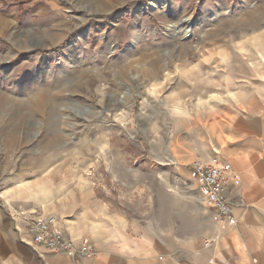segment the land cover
Wrapping results in <instances>:
<instances>
[{
  "label": "rangeland",
  "instance_id": "rangeland-1",
  "mask_svg": "<svg viewBox=\"0 0 264 264\" xmlns=\"http://www.w3.org/2000/svg\"><path fill=\"white\" fill-rule=\"evenodd\" d=\"M253 138L264 0H0V264L23 212L190 235L191 164Z\"/></svg>",
  "mask_w": 264,
  "mask_h": 264
},
{
  "label": "crops",
  "instance_id": "crops-1",
  "mask_svg": "<svg viewBox=\"0 0 264 264\" xmlns=\"http://www.w3.org/2000/svg\"><path fill=\"white\" fill-rule=\"evenodd\" d=\"M253 139L250 151L243 144V151L226 161L234 178L240 177L232 181L231 190L235 226L215 223L206 206L208 219L190 235L181 227L144 232L134 229L121 214L103 212L98 218L71 220L68 230L62 226L76 244L89 238L96 256L74 259L41 248L45 258L40 259L21 243L16 247L23 254L18 264H264V143ZM210 239L216 242L207 247Z\"/></svg>",
  "mask_w": 264,
  "mask_h": 264
},
{
  "label": "built area",
  "instance_id": "built-area-1",
  "mask_svg": "<svg viewBox=\"0 0 264 264\" xmlns=\"http://www.w3.org/2000/svg\"><path fill=\"white\" fill-rule=\"evenodd\" d=\"M192 180L198 186L202 203L211 210L213 221L217 224L226 223L235 226V202L232 198L233 180L239 176L233 174L230 163L214 157L208 161L195 160L191 164ZM18 237L22 244L34 250L40 259L45 255L40 251L46 249L49 254H66L74 259L94 257L97 250L89 238H83L76 244L60 225L55 215H43L35 212H23L17 220ZM216 242L210 239L205 242L207 247Z\"/></svg>",
  "mask_w": 264,
  "mask_h": 264
},
{
  "label": "trees",
  "instance_id": "trees-1",
  "mask_svg": "<svg viewBox=\"0 0 264 264\" xmlns=\"http://www.w3.org/2000/svg\"><path fill=\"white\" fill-rule=\"evenodd\" d=\"M21 7H22V6H21ZM20 11H21V10H20ZM26 15H27V14H26L25 12H23V13H22V12H19V16H20V17H24V16H26Z\"/></svg>",
  "mask_w": 264,
  "mask_h": 264
},
{
  "label": "bare ground",
  "instance_id": "bare-ground-1",
  "mask_svg": "<svg viewBox=\"0 0 264 264\" xmlns=\"http://www.w3.org/2000/svg\"><path fill=\"white\" fill-rule=\"evenodd\" d=\"M107 1V0H106ZM190 31V30H189ZM186 33H188V31H186Z\"/></svg>",
  "mask_w": 264,
  "mask_h": 264
}]
</instances>
